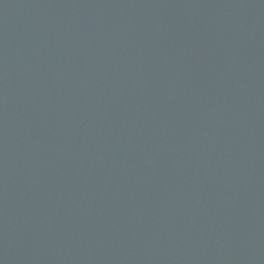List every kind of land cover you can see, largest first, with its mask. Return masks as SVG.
<instances>
[{"label": "water", "instance_id": "water-1", "mask_svg": "<svg viewBox=\"0 0 264 264\" xmlns=\"http://www.w3.org/2000/svg\"><path fill=\"white\" fill-rule=\"evenodd\" d=\"M0 264H264V0H0Z\"/></svg>", "mask_w": 264, "mask_h": 264}]
</instances>
